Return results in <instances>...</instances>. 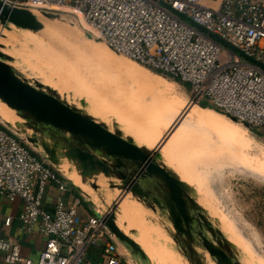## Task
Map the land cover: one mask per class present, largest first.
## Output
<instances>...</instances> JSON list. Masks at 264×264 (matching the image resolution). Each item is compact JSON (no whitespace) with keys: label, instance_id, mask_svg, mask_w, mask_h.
Here are the masks:
<instances>
[{"label":"built area","instance_id":"built-area-1","mask_svg":"<svg viewBox=\"0 0 264 264\" xmlns=\"http://www.w3.org/2000/svg\"><path fill=\"white\" fill-rule=\"evenodd\" d=\"M11 6L79 12L88 27L130 60L188 85L193 101L264 131V69L222 46L204 28L264 66V0H4ZM60 196L53 210L45 197ZM67 178L0 121V198L20 202L27 236L43 238L36 258L9 236L13 217L0 227L1 264H131L104 222L110 210L71 192ZM72 193L70 201L65 194ZM95 256L96 261L91 258Z\"/></svg>","mask_w":264,"mask_h":264},{"label":"rangeland","instance_id":"rangeland-1","mask_svg":"<svg viewBox=\"0 0 264 264\" xmlns=\"http://www.w3.org/2000/svg\"><path fill=\"white\" fill-rule=\"evenodd\" d=\"M65 9L70 10L52 13L53 18L32 11L44 25L36 34L15 27L2 33L0 25V35L5 36L0 39L3 51L13 57L10 65L33 85L38 81L53 89L70 106L112 132L120 130L139 146L148 143L156 149L174 125L183 126L188 137L174 152L177 171L188 175L190 185L213 203L217 217L210 214L211 221L236 246V258L242 264H264V131L251 132L222 115L192 111L188 108L193 101L188 85L114 54L98 42V33L82 16L80 19ZM12 115L9 108L0 112L3 121L14 120ZM153 125L163 129L153 135L149 131ZM20 132L22 137L33 134L23 128ZM113 193L108 183L94 193L102 209L110 210L115 201L119 203V197L111 199ZM132 203L149 220L148 231L157 236V252L142 246L136 232L129 234L153 256L154 264H189L170 236L173 227L166 214L147 212L135 200ZM123 247L131 264H153L148 257L142 260ZM200 253L206 264H214L207 253Z\"/></svg>","mask_w":264,"mask_h":264},{"label":"water","instance_id":"water-1","mask_svg":"<svg viewBox=\"0 0 264 264\" xmlns=\"http://www.w3.org/2000/svg\"><path fill=\"white\" fill-rule=\"evenodd\" d=\"M46 16L53 18L52 14ZM186 20L200 31L207 33L218 44L238 52L264 69V66L220 37ZM0 25L7 30L12 26L35 34L44 30L43 23L31 10L11 6L4 0H0ZM87 38L91 39V36L88 35ZM98 42L104 43L115 54L124 56L102 39ZM0 48L3 46L0 45ZM12 61L11 56L0 51V101L15 111L23 123L15 126L6 124V126L14 130L35 152L41 155L43 152L44 157L56 171L66 178L59 169L62 161L66 160L80 175L83 183L90 186L95 193L100 190L97 179L103 176L109 181V187L113 192L120 191L124 198L130 196L145 209L147 207L144 205L141 183L148 179L157 180L166 196H163L164 206H161L159 201L156 203L163 213L167 212L165 213L168 216L167 220L173 227L172 234L177 232L183 239L178 240L170 235L177 246L181 245V251L189 264H206L200 251L207 253L214 264H242L235 256L236 246L226 238L220 227L211 221L210 214L198 203L195 187L183 181L174 170L163 163L160 151H151L139 146L132 138L125 137L120 130L112 132L105 124L98 122L83 110L61 100L53 89L45 88L42 83L36 81L33 85L10 65ZM158 74L170 79L166 75ZM197 103L201 108L213 109L229 120L239 122L238 119L218 110L207 101H196L194 104ZM241 125L247 129L252 127L247 123ZM21 128L46 135L49 141L43 139L38 145L33 139V134L22 137ZM68 181L73 189L88 197V194L69 179ZM117 203L115 201L104 218L106 226L133 255L146 260L147 255L139 244L117 226ZM191 212L197 213L199 222L205 226V230L201 229L196 236L192 233L194 228L190 223Z\"/></svg>","mask_w":264,"mask_h":264},{"label":"crops","instance_id":"crops-1","mask_svg":"<svg viewBox=\"0 0 264 264\" xmlns=\"http://www.w3.org/2000/svg\"><path fill=\"white\" fill-rule=\"evenodd\" d=\"M191 110L199 112V113L208 112V113L220 115L217 112H214L213 110H208V109L192 108ZM13 114L16 117L17 121L13 120V122H12V119H8L7 121H3L4 124H10L11 126H15L17 123L18 124L23 123V120L21 118H19L15 112H13ZM145 144L146 145H144V147L146 146V148H148V149L150 148V150L152 148L154 149V147L150 146L148 143H145ZM160 152H161V150H160ZM59 169L66 176V178L72 179V181L79 184L80 186L85 185L90 190H93L90 186L83 183L80 175L77 174V172L73 169L72 165H70L66 160L62 161L61 165L59 166ZM99 178L102 181V185L99 186L100 188L106 186L107 183L109 182L103 176H100ZM71 192L76 194V195L78 194L77 191L73 188H71ZM114 192L115 193L110 194L112 200H115V198H118L120 195H122V193H120V192L117 194L116 190H114ZM72 193L65 194L64 198H65L66 202L70 201V198L73 195ZM59 196H60V194L58 193V191L54 187H50L48 189L46 197H45V201H44L45 207L48 210H53L54 205L56 203V200ZM119 202L120 203H119L118 210H117V216H118L117 219H118V224H119V227L121 228V230H123L126 234H129V232H131V231L136 232L137 233V241L142 246H144L148 251L157 252V243H158L157 242V236H155L154 233H152V232L150 233L148 231L149 220H147L144 217V215L141 214V211L139 212L134 208L133 203H132V202H134V200L131 197H126V198H123L122 201H119ZM122 203L127 204L129 213L132 216V218H131L130 222H128V224L125 223L121 218L120 208H121ZM20 206H21L20 202L10 203L7 200H2L0 198V227L3 225L5 217L12 216L14 219H13L11 229L8 230L9 236H12V237H14L20 241L21 247H22V253L24 256L36 258L38 252L43 248L44 240L42 237H40L38 235L27 236L23 233V231L21 229V224L18 220V215L20 212ZM165 243H168V242H165ZM121 249L126 250L124 247H121ZM154 249H155V251H154ZM148 256L151 258V260L153 262L155 261L152 255L148 254ZM0 264H1V260H0Z\"/></svg>","mask_w":264,"mask_h":264},{"label":"bare ground","instance_id":"bare-ground-1","mask_svg":"<svg viewBox=\"0 0 264 264\" xmlns=\"http://www.w3.org/2000/svg\"><path fill=\"white\" fill-rule=\"evenodd\" d=\"M68 9V8H67ZM66 10V9H65ZM32 11H35V12H38V13H40L39 11H37V10H31V12ZM67 11V10H66ZM33 13V12H32ZM67 13H71V14H73V15H76L77 17H79L80 19H81V14L79 13V12H76V11H71V10H69V11H67ZM34 14V13H33ZM35 15V14H34ZM36 17H37V15H35ZM83 20V19H82ZM3 28V27H2ZM13 27L11 26V29H12ZM5 30H4V28H3V31H2V33L4 32ZM45 34V33H44ZM1 36H4L3 34H1L0 35V39H1ZM5 37V36H4ZM99 38L101 39V37L99 36ZM108 50H110L104 43H102ZM0 45H2V46H4V44L3 43H1L0 42ZM36 46H42V45H36ZM41 49H42V47H41ZM4 48H0V51L1 52H3V53H5L4 51ZM35 51V50H34ZM44 51V50H43ZM111 51V50H110ZM36 52V51H35ZM39 52H40V50H39ZM111 52H113V51H111ZM114 53V52H113ZM6 54V53H5ZM115 54V53H114ZM8 55V54H7ZM52 55V54H51ZM116 55H119V54H116ZM120 56V55H119ZM13 58V57H12ZM43 58V57H42ZM124 58V57H123ZM130 61V60H129ZM130 62H132V63H134V64H136V65H138V66H140V67H142L143 69H145V70H149V69H147V68H145V67H143L142 65H140V64H138V63H136V62H134V61H130ZM42 71V70H41ZM149 71H151V70H149ZM36 72V71H35ZM45 72V71H44ZM151 72H153V71H151ZM153 73H155V72H153ZM156 74H158V73H156ZM49 75V74H48ZM50 76V75H49ZM52 76V75H51ZM174 82V81H173ZM193 102V101H192ZM192 102H190V103H188V108L189 109H192V108H195V107H197V108H201L199 105H197V104H194V103H192ZM10 109V108H9ZM201 109H208V110H213V109H210V108H201ZM3 110H8V107L4 104V103H2L1 101H0V112L1 111H3ZM11 110V109H10ZM11 111H13V110H11ZM214 111V110H213ZM13 112H15V111H13ZM215 112V111H214ZM219 114V113H218ZM220 115H222V114H220ZM222 116H224V115H222ZM225 117V116H224ZM12 118L14 119V121L16 120V117L14 116V115H12ZM226 118V117H225ZM226 119H228V118H226ZM229 120V119H228ZM0 121L1 122H3V120L1 119V116H0ZM17 121V120H16ZM232 124H234V125H237V126H242L241 125V122H238V123H235V122H233V121H231V120H229ZM12 122H13V120H12ZM183 122V121H182ZM4 123V122H3ZM18 124V123H17ZM176 124V123H175ZM154 127H150V129H149V131L153 134V135H155L156 133L158 134V133H160L161 132V130L163 129V127L160 129V128H158V127H156L155 125H153ZM243 128V127H242ZM246 132H248L247 131V129H245V128H243ZM168 130V129H167ZM249 130L251 131V132H257V131H260L259 129H257V128H254V127H250L249 128ZM166 131V130H165ZM248 134V133H247ZM158 138H159V136L158 135H156ZM187 134H186V132H185V129L183 128V126H181L180 124L177 126V125H174V127H172V129H170L169 130V132L163 137V139L160 141V143H158V144H156L157 146L159 145H161L160 147L158 146V148H156V149H154V150H158V151H160L161 150V157H162V159H163V162L165 163V165L168 167V168H170V169H172V170H174L178 175H179V177L183 180V181H185L186 183H188L189 185H190V183H191V181H192V179L188 176V175H182L181 173H179L177 170H179L177 167H175L176 166V157H175V150H176V148H177V146L178 145H180L181 143H183L186 139H187ZM154 140H151L150 142H152V143H154L153 142ZM144 147V146H143ZM148 149V148H147ZM150 150V149H149ZM154 150H151V151H154ZM74 185H76L77 187H79L83 192H85L86 194H88V196H90L92 199H93V201H94V203L95 204H97V206H99L100 207V205H99V203H100V201H99V199L97 198V197H95L94 196V191L93 190H90L89 188H87V186H85V185H79V184H77V183H75L74 181H72V179H69ZM98 181H97V184H98V186H101L102 185V181L100 180V178L98 177V179H97ZM197 192V201H198V203L209 213V214H211V216L213 215L215 218L217 217V215H216V210H215V208L213 207V203L207 198V197H205L201 192H199V191H196ZM127 197H130V196H127ZM124 197L122 196V195H120L119 196V200L120 201H122V199H123ZM112 199V198H111ZM109 201H110V197H109ZM120 203V202H119ZM119 203H117V204H119ZM145 211H147L148 212V210L147 209H145L144 207H142ZM120 212H121V218H122V220L125 222V223H127L128 224V222H130V220H131V218H132V216L130 215V213H129V210H128V207H127V204L126 203H122L121 204V208H120ZM118 216H117V214H116V218H117ZM218 220V219H217ZM219 221L221 222V220L219 219ZM116 223H117V226L119 227V224H118V219H117V221H116ZM120 228V227H119ZM120 230H121V228H120ZM123 233H125L123 230H121ZM142 233V232H141ZM126 234V233H125ZM143 234V233H142ZM128 236H130L129 234H127ZM131 237V236H130ZM131 238H133V237H131ZM139 244V243H138ZM139 246H140V244H139ZM141 247V246H140ZM142 248V247H141ZM143 249V248H142ZM144 250V249H143ZM144 252L146 253V255H147V257H148V259H149V261L150 262H152L153 264H154V262L151 260V258L148 256V254H147V252L144 250Z\"/></svg>","mask_w":264,"mask_h":264},{"label":"flooded vegetation","instance_id":"flooded-vegetation-1","mask_svg":"<svg viewBox=\"0 0 264 264\" xmlns=\"http://www.w3.org/2000/svg\"><path fill=\"white\" fill-rule=\"evenodd\" d=\"M62 136H65L64 134H61ZM33 139H35L39 145V143L45 139L46 141H49V139L47 138L46 135H41V134H36L33 133ZM42 155L44 156V153L42 152ZM141 187L144 193V201H145V206L147 207L148 210H151L153 212H157L160 211L162 212V210L159 208V206L157 205L156 201H159L161 206H164V200H163V196H166V194L164 193L163 189L159 186V182L157 180L154 179H148V180H144L141 183ZM173 204L175 205V202H173ZM165 213H167L165 211ZM168 217V216H166ZM193 226V230L192 233L196 236L199 232H201L202 230H205V226L203 223L199 222V218H198V214L191 212V222H190ZM189 223V224H190ZM203 227V228H201ZM172 237L177 238L178 240H183L181 238V236L179 235V233H174L172 234ZM182 246L183 243L181 242ZM179 248H181V245H178Z\"/></svg>","mask_w":264,"mask_h":264},{"label":"trees","instance_id":"trees-1","mask_svg":"<svg viewBox=\"0 0 264 264\" xmlns=\"http://www.w3.org/2000/svg\"><path fill=\"white\" fill-rule=\"evenodd\" d=\"M177 82H178V80H177ZM247 133H248V132H247ZM91 258H93V260L96 261L95 256L91 255Z\"/></svg>","mask_w":264,"mask_h":264}]
</instances>
